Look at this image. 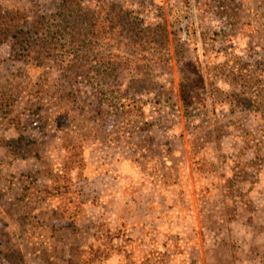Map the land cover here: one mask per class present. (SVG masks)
<instances>
[{
    "label": "rangeland",
    "instance_id": "obj_1",
    "mask_svg": "<svg viewBox=\"0 0 264 264\" xmlns=\"http://www.w3.org/2000/svg\"><path fill=\"white\" fill-rule=\"evenodd\" d=\"M259 97L264 0H0V264H264Z\"/></svg>",
    "mask_w": 264,
    "mask_h": 264
},
{
    "label": "trees",
    "instance_id": "obj_2",
    "mask_svg": "<svg viewBox=\"0 0 264 264\" xmlns=\"http://www.w3.org/2000/svg\"><path fill=\"white\" fill-rule=\"evenodd\" d=\"M220 15L222 17H225L226 21H228L229 23L232 22L233 20H235L236 17L238 16L237 13H236L235 7L232 4L228 5L226 8H222L221 11H220ZM45 23H46L45 21L39 22L38 26L40 28L44 29V26H46ZM232 25H233V23H232ZM231 30H233V29H231ZM46 33H47V35H45V36L48 38L50 32L46 31ZM44 34H45V31H44ZM98 35H100V34L98 33ZM254 84H259V81L255 82ZM184 94H185L184 95V99H188L187 102H186V105H187V108H189V106L192 103L191 102V99H192L191 93L189 91H187V92L184 91ZM259 95H262V94L259 93ZM260 98L261 97H259V101H257L256 106L260 107L261 110L262 109L264 110V97H262L261 99Z\"/></svg>",
    "mask_w": 264,
    "mask_h": 264
}]
</instances>
